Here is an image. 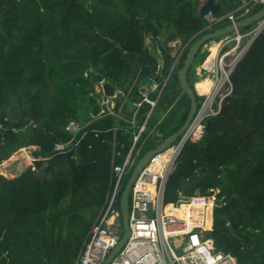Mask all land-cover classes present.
I'll use <instances>...</instances> for the list:
<instances>
[{
  "label": "trees",
  "instance_id": "1",
  "mask_svg": "<svg viewBox=\"0 0 264 264\" xmlns=\"http://www.w3.org/2000/svg\"><path fill=\"white\" fill-rule=\"evenodd\" d=\"M216 1V17L243 4ZM200 2L0 0V164L21 148L37 147V159L20 175L0 174V264H77L113 191V167L124 164L147 121L121 186L120 209L137 161L157 145L158 133L168 137L188 116L191 100L178 70L193 37L210 23L198 14ZM170 41L181 49L188 44L173 71L177 54ZM98 74L120 91L116 114L92 116L89 97L98 94ZM207 79L196 83L200 94ZM230 79L232 91L217 114L206 118L202 137L184 144L164 201L181 208L192 226L200 220L215 248L230 252L239 264H264V27ZM150 81L158 84L149 92L151 100L164 87L156 105L143 101L133 109ZM204 99L197 95L199 108ZM71 120L88 122L75 138L66 130ZM70 140L66 152L54 151L56 143ZM210 189L218 190L214 217Z\"/></svg>",
  "mask_w": 264,
  "mask_h": 264
},
{
  "label": "built area",
  "instance_id": "2",
  "mask_svg": "<svg viewBox=\"0 0 264 264\" xmlns=\"http://www.w3.org/2000/svg\"><path fill=\"white\" fill-rule=\"evenodd\" d=\"M262 3H264V0H243V4L234 11L220 17H210V23L205 28L213 29L215 25L226 19L235 23L237 20L250 15L249 13L253 7ZM237 13H240V18L236 16ZM263 27L264 23L260 22L252 30V39ZM242 32L241 29H237L232 32L234 33L233 37H226L219 47L218 55L213 57L211 62H209L211 55L208 56L201 67L205 73L212 74L214 78H216V74L221 69L225 76V82H219L218 79H215V87L220 86L218 91L227 89L226 95L232 91L230 76L233 65L248 46L246 45L238 54H234L235 56L232 60L228 63L226 62L227 58L239 49L245 36V33ZM187 45L177 54L172 71L177 67ZM170 76L166 79L165 85L168 83ZM99 83L100 88L96 89V91L98 94H101L102 99L100 100L98 96L93 95L101 105V111L98 116L102 114H116V100L120 91L115 87L114 95L105 96L102 83ZM224 84L227 85V88L223 87ZM157 87L158 84L155 81H150L143 85L141 90L143 100L138 103L135 102L132 106L133 109L139 108L143 101L150 102L154 107L164 87L155 100L150 99L149 92L156 90ZM207 101H205L203 107L198 111L184 137H180L178 141L166 150L155 154L149 163L144 168H141L130 191V233L128 239L108 264H239L233 254L215 248L213 240L207 236V229L199 225L188 229V222L185 219L166 212L167 205L164 201V192L169 179L168 174L175 158L186 143L184 142L185 138L190 136L189 140H195L198 132L200 139L206 127V118L218 112V110L214 109L212 102L209 103V99ZM133 122L135 123V120ZM146 122L139 127L138 133L134 136L135 144L124 164L114 165L113 167L116 177L113 191L108 199L103 215L92 228L90 238L85 243L77 259V264H103L123 234L122 216L120 209L117 207V200L123 180L131 162L134 160L132 159L134 147L146 129ZM87 124L88 122L71 120L66 125V130L75 138ZM71 145L72 140L58 142L54 146V151L64 153ZM24 148L25 150L26 148L34 150L37 147ZM31 156L34 161L37 159L33 151H31ZM210 191H212L210 195L214 196V210V206L216 205V189H210ZM196 196L204 197L203 195L192 197Z\"/></svg>",
  "mask_w": 264,
  "mask_h": 264
},
{
  "label": "water",
  "instance_id": "3",
  "mask_svg": "<svg viewBox=\"0 0 264 264\" xmlns=\"http://www.w3.org/2000/svg\"><path fill=\"white\" fill-rule=\"evenodd\" d=\"M220 10V4L216 2L215 0H204L202 1L198 6V14L201 17L208 18L209 16H216V14ZM260 22L264 23V6L258 10L257 12L250 14L246 17H243L239 20H237L235 23L231 22L225 25L224 27H218L214 30L205 28L200 33L195 35L193 37V43L189 48V51L187 53V56L184 60L183 66L178 70V77L180 80V86L181 89L184 90L190 97L191 100V107L188 113V116L184 122V124L174 133L169 135L168 137H165L163 133H158L160 136V141L157 143V145L147 151L136 163L134 168L132 169V172L130 174V177L127 180V183L125 185V188L121 194L120 198V211L122 216V222H123V234L116 245V247L111 251L109 256L106 258V260L103 262V264H108L112 258L118 253V251L123 247L126 240L128 239L129 233H130V226H129V212H130V206H129V198H130V191L132 189V186L141 170V168H144L150 161V159L157 153H160L170 146H172L177 140H179L180 137H184L187 130L189 129L190 125L194 121L198 111H199V105L197 100L198 91L196 89V86H192L189 82L188 73L190 69L192 68V65L194 61L196 60V57L198 53L200 52L201 48L209 41L217 39L221 36L228 35L232 32H234L237 29H242L244 27H247L251 24H259ZM204 32V33H203ZM247 50H244L241 54V56L235 61L233 65L232 72H236L238 68V64L241 60V58L247 53ZM97 80L102 83V87L104 90L105 96H112L115 92V86L112 82L105 80L104 76L101 74L97 75ZM177 90L174 91V94H176ZM175 96V95H174ZM89 103L92 106V116L97 117L101 111V105L98 102L97 98L91 95L89 97ZM133 108V107H132ZM210 125V121H207V127ZM190 139V136L185 138L184 142H187ZM182 150V149H181ZM180 154V153H179ZM179 156V155H178ZM175 158L171 169L168 174V178L175 172L176 170V163L177 158ZM18 172L15 174V176L20 175L24 168L23 162H20L18 164Z\"/></svg>",
  "mask_w": 264,
  "mask_h": 264
},
{
  "label": "rangeland",
  "instance_id": "4",
  "mask_svg": "<svg viewBox=\"0 0 264 264\" xmlns=\"http://www.w3.org/2000/svg\"><path fill=\"white\" fill-rule=\"evenodd\" d=\"M202 1H203V0H201V2H202ZM215 1H216V0H215ZM201 2H200V3H201ZM216 2H217V1H216ZM208 19H210V18L208 17ZM254 24H255V25H254V27H253L251 30H249V31H247V32H242V33H245V36L243 37V40H242V42H241V45H240V47H239L238 50H236L235 52H233V54H231V55L227 58V60H226L227 63H228L230 60L233 59V57L235 56V55H234L235 53L238 54L241 50H243L244 47H246V45L249 46V44H250V42H251V39H252V36H253L251 32H252V30L258 25V24H256V23H254ZM228 36H229V37H228ZM233 36H234V33H230V34H228V35L221 36V37H219V38H217V39H214V40H211V41L207 42V43L202 47V49H201V51H200V53H199V57L196 58V60L194 61L193 65H192V70H191V74H190L191 79H195V80H196V81L194 82V85H195V86H196L197 81H199V80H200L201 78H203V77H211L214 81H215V79H218L219 82H222V81H223V83L225 82V81H224V80H225V76H224L223 72L221 71V69H219L220 71L216 74V78H214L212 74L205 73V71H203V70L201 69V67H202L203 64H204L205 59H206L208 56L212 55V53H213V54H216V53H217L216 55H218V53H219V47H220L222 41L225 40L226 37L231 38V37H233ZM162 39L164 40L165 38L163 37ZM146 43H147V45L150 47V49L153 51V53L158 54V49H157V48H158V45H156V43L154 42V40H153L150 36H147V38H146ZM170 45L175 47V50L173 51L174 54H178V53L181 51L180 45L177 43V41H170ZM248 46H247L246 49H248ZM217 49H218V52H217ZM226 49H228V48H226ZM246 49H245V50H246ZM204 54H206V57H205V59L202 61V60H200V58H201V56L204 55ZM241 54H242V53H241ZM241 54H240V56H241ZM240 56H239V57H240ZM214 57H216V56H214ZM239 57H238V58H239ZM241 59H242V58H241ZM226 69L228 70V68H226ZM96 87H97V89L100 88V83H99V82L97 83ZM223 87H224V88H227V85L224 84ZM226 93H227V89L219 90V91H217V93L215 94L214 98L210 101V96H209L208 94H205V95H204V94H200V93L198 92V95L205 96V99H204L202 105L200 106V108H202L203 105L205 104V101L208 102L207 100L209 99V103L212 102V105H213V106H214V105H217L218 108L215 109V110H218V111H219V109H220V107H221V104H222V100L228 95V94L226 95ZM97 96L100 98V100L102 99L101 94H97ZM206 99H207V100H206ZM90 110H91V107H90ZM199 110H200V109H199ZM198 139H199V137H196V138H195V140H198ZM31 151H33L32 148H26V150H25V148H24V149L21 148V149H19L18 151H16L11 157H9L7 160L3 161V162L0 164V166H3L4 169H5V171H4L3 173H0V174L4 175V176H6V177H10V178L15 177V174L18 172L17 167H18V164H19L20 162H23V164H24V168H27L29 165H31V164L34 162V159H33L32 156H31ZM22 154H23V155H22ZM138 154H139V153H138ZM138 154H137V156H138ZM26 156H28V157H26ZM27 158H28V159H27ZM217 191H218V190H216V193H217ZM216 193H215V194H216ZM212 198H213V197H212ZM178 202H179V201H178ZM178 202H176L175 204H178ZM213 202H214V198H213ZM215 202H216V200H215ZM213 205H214V203H213ZM213 205L211 206V214H212V215H213ZM200 222H201V221L198 220V221L194 224V226H196V225H202Z\"/></svg>",
  "mask_w": 264,
  "mask_h": 264
},
{
  "label": "bare ground",
  "instance_id": "5",
  "mask_svg": "<svg viewBox=\"0 0 264 264\" xmlns=\"http://www.w3.org/2000/svg\"><path fill=\"white\" fill-rule=\"evenodd\" d=\"M217 52H218V49H217ZM216 54H217V53H216ZM216 54H213V53H212L209 62H211L212 58H213L214 56H216ZM207 78H208V79H207V81H206L205 84H204V95H205V94H209V95H210V99L212 100L213 97L215 96V94L217 93V91H218V89H219L220 86H219V87H215V81H214L211 77H207ZM221 84H222V83H221ZM196 137H199L198 132H197V134H196ZM22 155H23V154H22ZM26 157H28V156H26ZM27 159H28V158H27ZM4 171H5L4 167H3V166H0V173H3ZM177 207H178V206H177ZM178 208H180V207H178ZM166 212H167L168 214L176 215V216H178V217H181V218L185 219V220L188 222V229H190L191 227H193V226H192V223H191V221H190V219H189L188 217H186V216L182 213L181 208H180V212H178V211L175 210V207L170 206V207H167V211H166Z\"/></svg>",
  "mask_w": 264,
  "mask_h": 264
},
{
  "label": "clouds",
  "instance_id": "6",
  "mask_svg": "<svg viewBox=\"0 0 264 264\" xmlns=\"http://www.w3.org/2000/svg\"><path fill=\"white\" fill-rule=\"evenodd\" d=\"M203 1H204V0H203ZM210 17H214V16H209V18H210ZM105 80H106V79H105ZM199 109H200V108H199Z\"/></svg>",
  "mask_w": 264,
  "mask_h": 264
}]
</instances>
